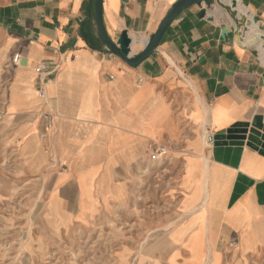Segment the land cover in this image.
<instances>
[{
    "label": "crops",
    "instance_id": "crops-1",
    "mask_svg": "<svg viewBox=\"0 0 264 264\" xmlns=\"http://www.w3.org/2000/svg\"><path fill=\"white\" fill-rule=\"evenodd\" d=\"M175 1L102 0L105 29L113 41L126 31L135 56ZM232 1L183 9L132 67L102 43L93 0H0V56L20 55L19 65L10 62L7 110L18 122L26 113H53L42 141L34 131L44 129L40 115L38 126L20 121L16 132L23 148L45 147L52 164L66 166L54 174L52 194L64 212L76 199L83 217L94 192H134L141 177L138 192H183L185 220L170 235L186 246L181 264L264 262V142H250L248 133L242 144L206 142L243 123L264 135V0H238L239 9ZM225 25L231 30L221 39ZM43 61L59 68L46 77L42 102L34 67ZM150 141L171 150L170 179L160 189L146 173ZM37 151L31 158H41Z\"/></svg>",
    "mask_w": 264,
    "mask_h": 264
},
{
    "label": "rangeland",
    "instance_id": "rangeland-1",
    "mask_svg": "<svg viewBox=\"0 0 264 264\" xmlns=\"http://www.w3.org/2000/svg\"><path fill=\"white\" fill-rule=\"evenodd\" d=\"M6 60L0 56V264H181L186 246L173 244L170 235L185 220L179 222L186 215L179 207L183 192H138L140 177L133 182L134 192H94L83 217L77 212L85 208L76 199L70 200L69 213L60 208L52 196L54 174L66 166L52 164L45 147L23 148L17 125L38 126L40 114L26 113L18 122L8 112L14 69ZM34 131L37 139L45 138L39 126ZM36 151L37 160L31 158ZM170 155L171 150L167 160L150 162L146 170L159 189L170 179ZM199 249L194 247L196 255ZM209 263L220 261L208 257L202 262Z\"/></svg>",
    "mask_w": 264,
    "mask_h": 264
},
{
    "label": "water",
    "instance_id": "water-1",
    "mask_svg": "<svg viewBox=\"0 0 264 264\" xmlns=\"http://www.w3.org/2000/svg\"><path fill=\"white\" fill-rule=\"evenodd\" d=\"M209 0H176L165 16L160 21L155 32L148 37L146 44L141 52L135 56H130V44L131 39L128 36L126 31H121L119 36L115 41L107 33L103 18H102V0H93L94 6V20L98 35L105 45L106 49L112 54L121 58L124 62L132 67H136L142 60H144L157 46L163 33L165 32L168 25L172 22L175 16L185 8H188L192 5H201ZM233 6H236V1H232ZM205 8H201L198 12L200 17L205 15ZM256 20V18H254ZM231 28L229 26H223L221 30L220 37L225 39L230 32ZM248 133V140L252 143H257V136L261 138L264 142V135H261L255 128H248L247 124H236L231 128H228L225 134H218L214 136L213 144L222 145V144H242L243 140L246 138ZM264 148V144H262Z\"/></svg>",
    "mask_w": 264,
    "mask_h": 264
},
{
    "label": "built area",
    "instance_id": "built-area-1",
    "mask_svg": "<svg viewBox=\"0 0 264 264\" xmlns=\"http://www.w3.org/2000/svg\"><path fill=\"white\" fill-rule=\"evenodd\" d=\"M69 56H65L64 60H68ZM12 62L15 65L20 64V55L18 53L14 54L12 57ZM59 68V65L57 63L53 62H48V61H43L39 63L37 66L34 67V72L36 74V80H37V85H36V97L40 101H45L46 100V95H45V90H44V84H45V79L47 76H50L54 74ZM41 118L44 121V129L42 130L43 132V137H45L49 132L53 130V125H54V115L50 111H40L39 112ZM213 136L208 135L206 137V142L211 144L213 142ZM147 151H148V156L149 160L151 162H163L167 160L169 152H170V147L168 144L162 143V142H157V141H150L147 143Z\"/></svg>",
    "mask_w": 264,
    "mask_h": 264
},
{
    "label": "bare ground",
    "instance_id": "bare-ground-1",
    "mask_svg": "<svg viewBox=\"0 0 264 264\" xmlns=\"http://www.w3.org/2000/svg\"><path fill=\"white\" fill-rule=\"evenodd\" d=\"M236 2H237V4H236V6H237V8L239 9V7H240V2L238 1V0H236ZM258 28V27H257ZM253 30L254 31H256L255 30V28H253ZM247 35V34H246ZM250 37V36H249ZM247 41V40H246ZM261 47V46H260ZM257 48V47H256ZM259 51V50H258ZM261 58H262V60L264 61V52L262 51L261 52Z\"/></svg>",
    "mask_w": 264,
    "mask_h": 264
},
{
    "label": "trees",
    "instance_id": "trees-1",
    "mask_svg": "<svg viewBox=\"0 0 264 264\" xmlns=\"http://www.w3.org/2000/svg\"><path fill=\"white\" fill-rule=\"evenodd\" d=\"M88 41H89V40H88ZM89 45H90V47H92V48H94V49H97L96 46H94V45L91 43V41H89Z\"/></svg>",
    "mask_w": 264,
    "mask_h": 264
}]
</instances>
